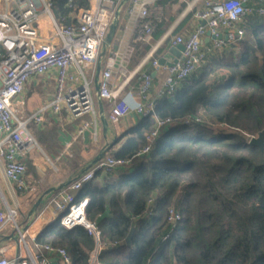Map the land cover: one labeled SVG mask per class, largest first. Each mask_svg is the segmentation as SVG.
<instances>
[{
	"label": "trees",
	"instance_id": "trees-1",
	"mask_svg": "<svg viewBox=\"0 0 264 264\" xmlns=\"http://www.w3.org/2000/svg\"><path fill=\"white\" fill-rule=\"evenodd\" d=\"M66 1L53 0V12L66 15L88 6L86 0H72L65 7ZM189 1L158 0L161 16L156 21L151 15L152 42ZM240 26L243 35L236 43L204 52L174 93L157 100L156 115L175 123L154 139L150 151L136 155L153 126L143 117L116 138L124 140L108 153L128 159L131 170L117 177L107 173L101 183L91 180L77 193L89 197L86 215L107 244L98 264H264V145L249 144L250 135L262 131L264 140V17L247 15ZM148 49L142 42L134 45L130 69ZM54 128L51 120L42 130L34 121L27 124L46 150L57 143L50 134ZM80 150L69 163L71 181L95 156L85 159ZM66 188L46 194L27 226ZM170 209L181 215L174 223ZM35 240L65 248L72 264H88L95 246L86 228L65 227L59 218Z\"/></svg>",
	"mask_w": 264,
	"mask_h": 264
},
{
	"label": "built area",
	"instance_id": "built-area-1",
	"mask_svg": "<svg viewBox=\"0 0 264 264\" xmlns=\"http://www.w3.org/2000/svg\"><path fill=\"white\" fill-rule=\"evenodd\" d=\"M86 1L87 7L62 15L53 12V0H0V158L5 176L16 181L18 188L23 186L20 177L26 170L21 158L30 148L38 146L27 129L29 121L41 126L46 114L62 111L71 120L79 121L71 139L59 153L62 156L86 130L90 142L97 143L101 113L95 102L99 100L108 104L107 121L112 123L131 112L153 120L146 143L136 155L147 154L154 139L175 123L169 117L156 115L157 100L174 93L194 71L204 56L203 39H212L211 51L223 49L242 37L240 23L245 16L264 17V0H204V7L194 12L198 24L187 34L177 33L170 37V44L179 48L180 56L171 65H161L156 52L166 35L152 42L154 24L151 15L156 21L161 16L158 0ZM71 5L72 0H67L65 7ZM43 16L48 17L47 23L41 21ZM112 23L115 24L114 35L104 45ZM113 39L117 40L115 47ZM140 42L148 44L149 49L130 69L134 45ZM98 61L100 71L95 89ZM147 62L157 73V84L150 72L142 70ZM71 70L75 72L74 76L68 75ZM136 75H139V83L132 87L131 81ZM32 77L53 78L55 91L49 100L26 115L23 92L25 83ZM46 163L56 171L50 159L47 158ZM127 165H130L128 159L105 153L50 201L61 225H82L94 238L95 246L88 264H98L99 251L107 244L100 242L99 228L86 215L89 197H78L77 193L94 179L96 172L112 173ZM17 214L10 207L0 213V228L8 224L17 236L15 254L13 257L0 255V264H72L65 248L28 239L25 229L21 230L17 224ZM180 217L178 212L169 210L168 219L172 223Z\"/></svg>",
	"mask_w": 264,
	"mask_h": 264
},
{
	"label": "crops",
	"instance_id": "crops-1",
	"mask_svg": "<svg viewBox=\"0 0 264 264\" xmlns=\"http://www.w3.org/2000/svg\"><path fill=\"white\" fill-rule=\"evenodd\" d=\"M204 7V0H191L187 2L185 9L169 24L166 31L162 34L160 38L164 35L166 37L161 42L158 49L165 47L159 54L156 56L160 57L164 53H166L172 45L170 44V37L174 34H187L191 29H193L197 24L198 20L194 17V12L196 10L202 9ZM191 10L194 12L191 13L190 16L184 19L185 15L189 13ZM184 22V23H183ZM183 23V24H182ZM159 38V39H160ZM158 40V39H157ZM156 40V41H157ZM211 43L212 39H208L207 37L203 39L202 50L211 51ZM158 51V50H157ZM205 52V51H204ZM157 53V52H156ZM174 55L172 58L174 59ZM142 70H146L152 74L154 83L157 84L158 77L157 73L150 66V63L147 62L142 67ZM47 77H32L25 83L23 97H27L29 99L32 95H36L35 99L28 103L26 109H24V113L27 115L32 111H35L40 105L49 100L55 91V84L51 87L47 85L46 79ZM53 79V78H52ZM54 80V79H53ZM139 83V75L131 81L132 87H136ZM38 96L41 100L38 99ZM106 108H108V104L104 102ZM97 105V102H96ZM103 106V103H102ZM98 109V105L96 107ZM104 109V107H103ZM105 110V109H104ZM142 117L140 115L135 114L134 112L129 113L125 117H123L120 122L127 123L124 132L134 126ZM52 122L56 125V129L52 131L50 134L53 137L52 141L57 142L56 145H50L47 150L43 149L38 143V146L30 148L26 154L21 158L26 165V170L24 174L20 177V180L23 182V186L21 188L17 187L16 181L8 179L3 170V161L0 158V213L5 210L8 206L11 207H19V211L28 212L30 207L32 206V201L37 196L38 193L43 192L45 189L51 186H58L60 183L66 181L68 177H71V173H69V163L68 158L60 157L59 153L62 147L65 145L67 141H69L72 137V134L75 131V126L79 122L78 120H71L66 114L62 111L59 114H51L48 113L45 115V120L41 126L36 125L37 129L42 130L44 128V124L47 121ZM109 130V126L107 131L104 133L102 127H100L101 133L105 136ZM123 139V138H122ZM37 142V141H36ZM92 143L90 140L88 143L84 142L83 136L78 138L72 145H80L84 153L82 154L83 158L89 159L86 157L85 153L88 147ZM114 142L111 144L113 146ZM98 152V150H97ZM97 154V153H96ZM50 159L54 166L56 167V171H54L47 163L46 159ZM92 158V156L90 157ZM94 158V157H93ZM58 162V163H57ZM57 163V165H56ZM28 164L30 168L28 167ZM131 170V166L127 165L125 167H118L112 173V176L117 177L118 174L127 172ZM106 174L101 173L100 175L95 176L93 179L96 183H101L103 177ZM22 189H25V193L22 192ZM22 194V195H21ZM32 196V197H31ZM21 205V206H20ZM24 206V207H22ZM23 217V215H22ZM17 218H19V212L17 214ZM24 218V217H23ZM58 216L53 211L51 204L49 203L37 216L36 218L27 226V221L29 216L23 219L22 223L24 224L25 233L28 239H35V237L48 225L57 220ZM17 220V219H16ZM14 235L13 229L10 225L6 224L4 227L0 228V255H5L7 257H13L17 250V242L11 238Z\"/></svg>",
	"mask_w": 264,
	"mask_h": 264
},
{
	"label": "water",
	"instance_id": "water-1",
	"mask_svg": "<svg viewBox=\"0 0 264 264\" xmlns=\"http://www.w3.org/2000/svg\"><path fill=\"white\" fill-rule=\"evenodd\" d=\"M68 23H69V21L66 22V24H68ZM202 24H204V21L202 22ZM114 32H115V24L112 23L109 26L108 32H107V34L105 36V39H104V42H103L104 45L111 41V39H112V37L114 35ZM116 44H117V40L113 39V46L115 47ZM102 54H103V49L100 52V55H102ZM173 55L175 56L174 59L172 58ZM179 56H180L179 48L171 46V47H169V49H168V51L166 53H164L163 55L158 57V63L161 64V65H163V64L171 65L173 62L176 61V58L179 57ZM99 71H100V61H98L97 64H96V71H95V76H94V88L95 89L98 88L97 80H98V76H99ZM97 105H98V111L101 113V115H100L101 127H102L103 132L105 133L107 131V128H108V121H107L106 117L103 115L102 102L98 100L97 101ZM262 134H263V131L260 132L257 137H251L250 140H249V144L258 145V146H260L262 148L263 145H264V140L262 139ZM83 138H84V142L88 143V141H89V131L88 130H86L83 133ZM110 146H111V144L106 143L102 148H100L99 151L97 152V154L94 156V158L86 166H84L80 170L81 173L84 172L85 170H87L93 163H95L98 160H100L104 156V154L107 153V151H108ZM71 180H72V177H68L66 179V181L60 183L58 186H56V187L51 186V187L45 189L39 195V197L35 200V202L32 204V206L30 207V209L28 211V216L31 217V215L36 211L38 205L40 204V202L42 201L43 197L46 194L52 192L53 190H55L57 188H62L64 186H67L71 182ZM132 233H133V229L130 231V233L128 234V236L125 239L126 243H128V244L130 243ZM11 238L13 240H15V241L17 240V236L16 235H12ZM52 262L54 263L53 259H52Z\"/></svg>",
	"mask_w": 264,
	"mask_h": 264
},
{
	"label": "rangeland",
	"instance_id": "rangeland-1",
	"mask_svg": "<svg viewBox=\"0 0 264 264\" xmlns=\"http://www.w3.org/2000/svg\"><path fill=\"white\" fill-rule=\"evenodd\" d=\"M10 6H12V4H10ZM40 19H41V21L46 22V23L48 21V17L47 16L46 17L43 16ZM204 51L206 52V50H204ZM102 66H103V64H102ZM68 75L74 76L75 75V72L73 70L68 71ZM47 78L48 79L45 78L46 81H47V83H48L47 85H49L50 87L52 85V87H53L54 84H56V81L53 80L50 77H47ZM35 97H36V95H32L29 99H27V97L26 98L23 97V99H22L23 100V103H24L23 109H26V107L28 106V103L30 101L34 100ZM38 99L41 100V98L39 96H38ZM95 107H97L96 102H95ZM104 111H105V117H106V119H108V109L105 108ZM126 124L127 123H125V122H122L121 123L120 121H118L117 123H112L111 121L108 120V126H109L108 132L104 136L101 133L100 128H99L98 141H97V143H94V144L92 143L88 147V149L85 152L87 154L86 157H89L90 158L91 156L93 157L94 155H96L95 153H97V150L99 151V149L102 148L106 143L112 144L114 142L113 146L111 147V149H109L107 151V153H110L112 151H116L121 146V144H122V142H123L124 139L121 138L120 140H118L116 142H115V140H116L117 137H119L120 135H122L124 133V128H125ZM251 137H257V135H250V138ZM80 148H82L80 145H76V146L72 145L70 147L69 151L67 153H65L64 155H62V158L63 157L64 158H68V161L69 160H72L73 158L77 157V151H78V149L80 150ZM79 152L81 153V155L84 153V151L82 149ZM57 163H56V165H57ZM22 192L25 193V189H22ZM6 206L14 209L17 213L19 212V218H17V224L21 227V230H23L24 224L22 223V221H23V219H25V218L28 217V212H26V209L27 208H25L24 209L25 211H23V213H22V211H19L20 210L19 207H11V206H8V205H6ZM22 207H24V206H22ZM22 215H23L24 218L22 217Z\"/></svg>",
	"mask_w": 264,
	"mask_h": 264
}]
</instances>
